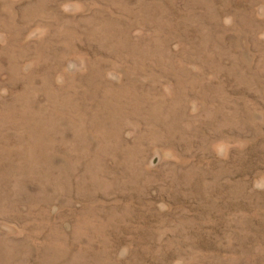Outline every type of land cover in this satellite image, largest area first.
<instances>
[{"label": "rangeland", "instance_id": "1", "mask_svg": "<svg viewBox=\"0 0 264 264\" xmlns=\"http://www.w3.org/2000/svg\"><path fill=\"white\" fill-rule=\"evenodd\" d=\"M0 264H264V0H0Z\"/></svg>", "mask_w": 264, "mask_h": 264}]
</instances>
